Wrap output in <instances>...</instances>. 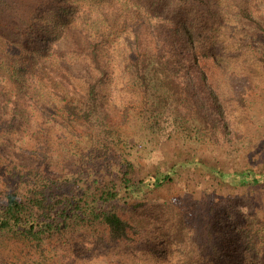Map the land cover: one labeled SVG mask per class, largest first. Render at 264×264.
Returning a JSON list of instances; mask_svg holds the SVG:
<instances>
[{
    "label": "trees",
    "instance_id": "16d2710c",
    "mask_svg": "<svg viewBox=\"0 0 264 264\" xmlns=\"http://www.w3.org/2000/svg\"><path fill=\"white\" fill-rule=\"evenodd\" d=\"M141 1L146 19L135 23L132 6L124 0H0V21L15 33L13 40L0 42V64L22 91L26 74L42 73L35 108L43 113L47 105L56 108L73 96L76 81L85 89L78 103L61 104L66 114L54 120V130L64 128L78 138L68 150L75 169L70 175H63L59 159L44 151L46 144L35 157L34 152L14 151L17 136L31 123L18 117V103L10 119L0 115V157L17 158L14 181L0 190V248L14 253L10 249L21 246L24 264L51 255L74 264L66 260L73 240L92 238V232L108 248L128 243L119 257L132 264L131 256L138 258L139 251L129 246L138 242L131 236L134 225L120 210H138L152 191L170 185L179 174L175 166L165 172L156 165L160 141L181 134L185 145L196 144L191 133L201 126L211 138H220L216 145L234 144L230 136L236 128L221 91V71L241 64L248 72L264 69V0ZM221 37L227 39L226 54L218 55L213 49L223 46ZM113 60L142 89L148 116L141 117L138 136L123 133L124 121L116 122L107 106ZM248 72L232 71L231 95L238 94L239 103L255 117L263 107L249 109L239 83L241 76L242 86L254 87ZM140 145L148 149L145 167L153 168L144 178ZM215 171L219 179L234 177V186L264 182V174L253 169Z\"/></svg>",
    "mask_w": 264,
    "mask_h": 264
},
{
    "label": "rangeland",
    "instance_id": "374dc122",
    "mask_svg": "<svg viewBox=\"0 0 264 264\" xmlns=\"http://www.w3.org/2000/svg\"><path fill=\"white\" fill-rule=\"evenodd\" d=\"M124 2L132 6L131 15L135 13L132 22L146 19L141 10L144 6L141 0ZM24 8L27 9L26 6ZM14 34L9 31L6 23L0 21V42L13 40ZM226 40V37L218 40L223 46L218 45L213 49L215 54H226L223 53L226 50ZM111 52L116 55L114 49ZM115 60L112 62L113 73L107 106L116 122L124 121V128L120 126L123 133L138 136L143 132L141 117L143 119L148 116L141 96L142 89L133 85L130 72H122V67L114 63ZM232 71L245 76L248 70L241 64L239 67L221 71L224 82L221 91L236 128L230 136L235 140L234 144L216 145L220 138H211L201 126L191 133L196 135V144L185 145L181 134H174L172 139L160 141L156 149V165L164 167L165 172L175 166L179 172L177 179L164 188L152 191L147 196L145 205L138 210L132 206L120 210V214L134 225L131 236L138 242L129 246L139 251L138 258L133 259L131 256L132 264H264V182L257 186H234V177L219 179V175L215 174L218 169L225 172L253 169L258 174H264V69L254 67L247 73L254 87L242 86L246 81L240 76L239 83L246 90L245 103L249 109L260 105L263 107L260 108L261 111H257L255 117H251L247 112L249 110L246 111L239 103L238 94L234 97L231 95ZM41 75V72L36 73L35 70L26 74L24 78L27 87L22 91L16 88L14 81L0 64V115L10 119L15 112V103H18V117L23 120L30 119L31 123L24 125L22 136H17L14 151H23L26 156L34 152L35 157L37 148L44 150L46 144L48 149L44 151L51 158L59 159L57 164L61 169L64 168L63 175H70L75 169L68 150L74 148V141L78 138L69 135L70 132L68 134L64 128L60 132L54 130L56 128L53 126L56 125L55 118L66 114L61 104L78 103L83 96L84 85L76 81L72 85L73 96L59 101L56 108L49 109L47 105L46 110L43 108V113L35 108L39 99L35 95V86ZM228 96L233 97L231 101L225 99ZM257 100L261 102L257 104ZM187 102H182L179 106L184 107ZM35 122L43 123L44 127H38ZM139 150L138 160L146 169L145 174H141L144 178L153 168H146L148 149L145 151L140 145ZM3 155L0 157V190L14 181L11 175L17 171V158L14 160L10 159L9 154ZM13 156L12 154L11 157ZM40 156L44 161L43 155ZM146 180L149 182V178ZM93 236L99 238L97 233L92 232V238L87 240L84 237L74 239L66 260L74 264H125L120 261L119 256L125 254L124 249L128 247V243L126 246L115 244L108 248L102 241H95ZM214 247L218 250H214ZM9 248H0V254L4 255H0V264H24L26 257L21 246H13L10 250L14 253H8ZM6 253L8 254L5 255ZM30 263L62 264V261L51 255L47 260L39 259Z\"/></svg>",
    "mask_w": 264,
    "mask_h": 264
}]
</instances>
